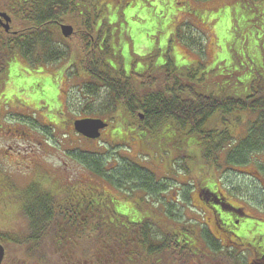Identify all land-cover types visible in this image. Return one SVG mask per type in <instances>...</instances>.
<instances>
[{"label": "rangeland", "instance_id": "1", "mask_svg": "<svg viewBox=\"0 0 264 264\" xmlns=\"http://www.w3.org/2000/svg\"><path fill=\"white\" fill-rule=\"evenodd\" d=\"M115 1L117 0H97L96 7L97 28L99 29L106 20V26L102 28L103 37H111L108 38L107 44L115 56L123 59L121 63L117 59L112 60L110 65L112 73H117L120 65L124 68L130 65L134 73L140 69H148L156 80L162 65L179 70L174 65V59L179 63L184 61L191 65L202 62L205 65L199 68L200 71L215 66L219 71H229L228 62L222 64L217 61L234 59L237 56L240 64L251 57V64L247 62L250 65H244L249 69L247 74L251 75L252 72L260 70L257 63L258 55L264 53V48L262 52L254 50L255 54H245L243 51L253 50L252 44L255 39L264 40V16L263 20L253 22L252 20L258 16L250 14L249 28L246 31L242 30L240 36L243 39L230 42L227 39L230 36L231 25L236 22L237 14H234L235 17L232 19L227 14L231 12L232 6L235 7L234 11L241 13L242 6L252 10L257 9L256 6L260 4L259 7L264 11V0H122V3L118 4H115ZM128 1L130 2L127 3ZM189 10L197 13L191 14ZM204 13L207 14V18L203 19ZM190 36L198 37V41L190 43L191 39L188 38ZM245 37L247 38L244 39ZM229 42L233 45V51L227 47ZM127 52L129 54L126 58ZM96 57L98 54L95 52L91 56H66L57 62H49L15 56L11 58L8 66L0 61V65L4 66L0 72V113L7 114V118L4 120L0 118V122L4 129H17L26 134L14 138L12 134L0 130V147L5 148L7 155L6 161L0 163V238L2 235L10 236L16 242H12L11 245L4 243L5 264L11 261L12 264H26L25 255L29 253L36 264H57L47 263L51 262L47 259L48 248L41 249L38 244L36 247L35 241H29L27 223L21 212V204L30 202L33 197L36 199V193H41L42 188L57 194L70 187L89 184L121 194L119 196H125L128 203L139 204L144 214L145 212L153 214L149 215L151 219L148 220L153 223L155 231L178 227L189 222L188 220L196 213V208L188 209L182 199H172L171 192L180 189L181 185L178 183L186 178L184 174L194 179L205 177L195 176L193 172L185 169L181 170V166H186L188 160L178 159V153L172 146L164 154L159 153L155 146L132 139L122 145L120 142L111 143L108 140L111 125L102 137L95 140H88L73 129V120L83 117L101 118L109 124L114 122L112 121L114 110L109 111L105 102L108 100V92L103 90L88 95L81 86L82 82L90 80L83 70V64L85 66L94 60L95 64ZM261 77L264 76L261 74ZM162 79L160 75L157 80L159 85L163 84ZM7 96L9 98L6 99ZM35 99L49 104L52 108L51 114L47 113L46 108L37 107L41 103ZM55 100L56 103L50 105V101ZM8 104L10 106L7 107ZM208 124L206 123V126ZM166 125L170 128L167 132L177 141L185 143L190 139V135L184 131L176 130L170 124ZM246 127L247 123L235 124L231 134L239 140L245 135ZM212 128H219V123L215 121ZM128 139L129 137L126 140ZM9 145L11 148L7 147ZM84 152L103 153L101 159L106 163V169L110 174H116L119 169L116 167L122 162H133L142 166L152 174L154 189L139 188L140 181L135 184L133 180L129 183L127 181L122 187L110 184L93 175L73 156ZM219 157L222 159L223 155ZM254 157V161L238 169L214 170L213 178L221 174L222 190L226 189L228 193H231V186L234 184L242 198L239 203L245 205L247 202L255 201L258 208L264 209V192L261 191L264 188V151ZM190 162L193 166H206L199 158ZM206 167L214 169L208 165ZM112 168L114 169L110 170ZM255 190L259 191V195ZM174 215L179 217L176 222L171 218ZM48 235L49 230L44 239L48 238ZM78 248L79 251H83L81 243L77 244V250ZM42 250L48 254L42 255ZM196 251H193L195 254L192 253L191 262L193 258L201 256ZM37 255L47 258L42 259ZM190 256L189 253L188 257ZM219 258L218 255L213 257V260ZM201 260L207 261L204 256ZM220 262L234 264L232 254L224 255Z\"/></svg>", "mask_w": 264, "mask_h": 264}, {"label": "trees", "instance_id": "2", "mask_svg": "<svg viewBox=\"0 0 264 264\" xmlns=\"http://www.w3.org/2000/svg\"><path fill=\"white\" fill-rule=\"evenodd\" d=\"M64 3L62 7L67 10L69 1L64 0ZM259 5L256 6L257 9L252 10L242 6L241 13L234 11L235 7L232 6L231 12L227 15L232 19L237 14V19L231 25L228 41L243 39L240 36L242 30L246 31L249 28L250 14L258 16L252 20L253 22L263 20L264 11ZM48 6L51 16V11L57 6L54 1L49 2ZM189 12L197 13L193 10ZM202 17L207 18V14L204 13ZM104 26H106L105 20L97 33L96 63L94 64V60L85 66L83 64V70L90 80L83 82L81 86L88 95L103 90L108 92L106 106L109 111L114 110L112 116L114 122L109 124L112 127L109 132V142H120L121 145L132 140L143 144L146 142L152 147L155 146L159 153L164 154L172 146L178 153V159L188 160L186 166L182 165L181 169L207 179L213 178L214 170L219 168L227 170L241 168L254 161L256 154L264 151V77H261V74L264 76V53L258 55L257 63L260 70L252 72L251 75L247 74L249 69L245 67L251 64V57L240 64L238 56L234 59L217 61L222 64L228 62L229 71H219L216 66L200 71L199 68L205 65L202 62L191 65L184 61L179 63L174 59V65L180 71L173 68L175 72L162 65V69L159 67L156 80L148 69H140L139 72L134 73L130 65L125 68L120 65L118 72L112 73L110 68L112 60L117 59L121 63L123 59L115 56L107 44L108 38L111 37H103ZM37 38V40L33 39L34 46L46 44L40 40V37ZM188 38L191 39L190 43L198 41V37ZM99 42L103 43L102 49ZM227 47L233 51L231 43ZM252 48L253 50L243 52L245 54H255L254 50L262 52L264 40L255 39ZM128 54L127 52L126 58ZM63 57H65L64 53H48L43 58L40 56L33 58L36 61L43 59L52 62ZM160 75L164 82L159 85L157 80ZM252 115L253 118H247ZM215 121L219 123V128L213 129L212 125ZM206 123H209L208 126ZM239 123H247V130L245 135L236 140L231 134V129ZM166 124H170L176 130L184 131L185 134L190 135V139L185 143L177 141L167 132L170 128ZM157 131L160 134L155 135ZM128 137L129 139L126 140ZM221 154L222 159L219 157ZM73 156L93 175L116 187H122L130 180L135 184L140 181L139 188L145 190L155 185L150 171L133 162H122L116 167L119 168L116 174H110L106 169V163L98 153L84 152ZM197 158L214 169L203 165L193 166L190 161H195ZM258 171L256 172L259 174ZM247 177L250 179L249 176ZM231 191H237L236 187ZM261 191L264 192V188ZM255 193L259 195V191L255 190ZM36 194V199L33 197L30 202L24 204L22 214L27 223L29 241H35L36 247L38 244L41 249H49L48 258L37 255L51 261L47 263L222 264L220 261L224 255L235 252L220 246H213L208 250L189 246L184 239L185 233H180L175 226L165 231L160 229L155 231L153 223L148 220L151 219L149 215L153 214L146 212L144 214L139 204L128 203L125 196H119L121 194L108 192L93 185H77L57 194L48 191ZM171 218L176 222L179 217L174 215ZM48 230V238L44 239ZM161 235L163 237L160 238ZM1 237L15 242L10 236ZM43 239L48 243L46 244ZM9 241L4 242L8 244ZM78 243L82 244L83 251H79V248L77 250ZM193 251L201 256L193 258L191 262ZM189 253L190 257H188ZM30 254L25 255V263L36 264ZM41 254L48 253L42 250ZM218 255L220 258L213 260V257ZM202 256L206 257L208 262L202 261ZM5 258L2 264H5ZM8 264H12V261Z\"/></svg>", "mask_w": 264, "mask_h": 264}, {"label": "flooded vegetation", "instance_id": "3", "mask_svg": "<svg viewBox=\"0 0 264 264\" xmlns=\"http://www.w3.org/2000/svg\"><path fill=\"white\" fill-rule=\"evenodd\" d=\"M51 1L57 7L53 8L49 16L48 5ZM67 1L69 6L64 10V0H0V57L8 59L6 64L11 63V58L15 56L32 59L33 56H45L48 53H64L69 57H82L96 52L97 0ZM118 3H122V0L115 1V4ZM63 25L72 28L70 35L61 33ZM37 37L46 44L34 46L33 39L37 40ZM99 43L102 49L103 43ZM39 102L41 104L37 107L46 108L47 113L51 114L49 104ZM55 103L56 100L50 101V105ZM0 118H7L6 112L0 113ZM2 125L0 122L1 132L10 133L14 138L26 135L17 129H4ZM7 147L11 148L10 145ZM4 149L0 147V163L7 158ZM222 179L214 176L210 179L183 180L179 183L180 189L171 192L172 199H182L190 210L196 208L193 218L180 224L178 230L185 233V242L189 246L207 250L220 246L229 251L235 250L234 255L232 253L234 264H264V209L258 208L255 201L245 205L239 203L241 197L237 191L228 193L226 189L222 190ZM231 187L235 188V185ZM8 244L11 245L12 241Z\"/></svg>", "mask_w": 264, "mask_h": 264}, {"label": "water", "instance_id": "4", "mask_svg": "<svg viewBox=\"0 0 264 264\" xmlns=\"http://www.w3.org/2000/svg\"><path fill=\"white\" fill-rule=\"evenodd\" d=\"M64 36L70 35L72 28L67 25L61 27ZM73 126L76 132L89 139H95L99 137V130L106 126V123L99 118H81L76 119L73 122ZM4 257V247L0 243V264Z\"/></svg>", "mask_w": 264, "mask_h": 264}]
</instances>
